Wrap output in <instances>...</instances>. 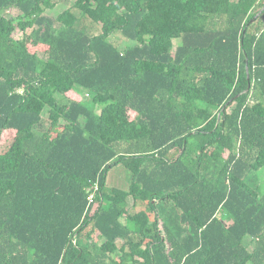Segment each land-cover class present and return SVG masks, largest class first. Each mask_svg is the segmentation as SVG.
<instances>
[{"label": "trees", "instance_id": "1", "mask_svg": "<svg viewBox=\"0 0 264 264\" xmlns=\"http://www.w3.org/2000/svg\"><path fill=\"white\" fill-rule=\"evenodd\" d=\"M56 5L0 0V264H264V0Z\"/></svg>", "mask_w": 264, "mask_h": 264}, {"label": "rangeland", "instance_id": "2", "mask_svg": "<svg viewBox=\"0 0 264 264\" xmlns=\"http://www.w3.org/2000/svg\"><path fill=\"white\" fill-rule=\"evenodd\" d=\"M57 5L54 9H49L46 11V14L56 17L58 14H60L63 10L68 8L73 4L75 0H56ZM19 14V11L16 8H10L7 9L4 12V15L7 17H15ZM14 37L17 39L23 38V33L20 30H16L14 32ZM114 43H116L120 48H124L128 45L132 44V41L126 39L121 33H115L110 38ZM48 123V118L46 115L43 117V125L46 127ZM258 182L261 183L263 190H264V169L259 172L258 175H255ZM132 179V174L129 169H127L124 165H119L117 167H114L112 170H110L108 174V186L120 188L123 190H127L130 186ZM245 244L247 247L252 250L254 248V242L251 237H246Z\"/></svg>", "mask_w": 264, "mask_h": 264}, {"label": "built area", "instance_id": "3", "mask_svg": "<svg viewBox=\"0 0 264 264\" xmlns=\"http://www.w3.org/2000/svg\"><path fill=\"white\" fill-rule=\"evenodd\" d=\"M92 189H93V191L90 193V196H89L90 201H92L94 199L95 191L98 190V185L96 184L94 186V188H92Z\"/></svg>", "mask_w": 264, "mask_h": 264}]
</instances>
